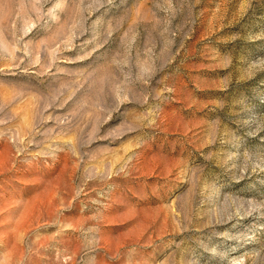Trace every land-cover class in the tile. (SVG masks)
<instances>
[{
    "label": "rangeland",
    "instance_id": "374dc122",
    "mask_svg": "<svg viewBox=\"0 0 264 264\" xmlns=\"http://www.w3.org/2000/svg\"><path fill=\"white\" fill-rule=\"evenodd\" d=\"M0 264H264V0H0Z\"/></svg>",
    "mask_w": 264,
    "mask_h": 264
}]
</instances>
